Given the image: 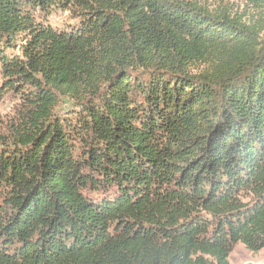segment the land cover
Masks as SVG:
<instances>
[{
    "label": "trees",
    "instance_id": "1",
    "mask_svg": "<svg viewBox=\"0 0 264 264\" xmlns=\"http://www.w3.org/2000/svg\"><path fill=\"white\" fill-rule=\"evenodd\" d=\"M240 1L0 0V97L26 108L0 141V264L264 248V0Z\"/></svg>",
    "mask_w": 264,
    "mask_h": 264
},
{
    "label": "rangeland",
    "instance_id": "2",
    "mask_svg": "<svg viewBox=\"0 0 264 264\" xmlns=\"http://www.w3.org/2000/svg\"><path fill=\"white\" fill-rule=\"evenodd\" d=\"M214 1V0H210ZM228 2L234 11H242L244 4L240 0H225ZM50 23L59 27L73 25L76 21L71 19L67 13L55 11L50 15ZM264 40V32L262 34ZM26 108L17 98L14 93H9L0 97V141L7 140L11 137L14 129L17 128L19 120H22ZM78 109L75 105L67 102L65 99H60L57 106L53 110L58 120L65 117H73ZM1 205V202H0ZM229 264H264V248L259 252H251L247 250L242 244L238 243L228 259Z\"/></svg>",
    "mask_w": 264,
    "mask_h": 264
}]
</instances>
